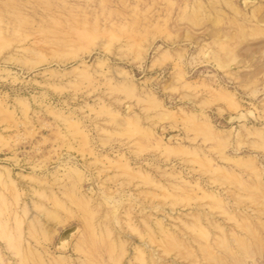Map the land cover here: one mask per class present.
Wrapping results in <instances>:
<instances>
[{"label":"rangeland","instance_id":"obj_1","mask_svg":"<svg viewBox=\"0 0 264 264\" xmlns=\"http://www.w3.org/2000/svg\"><path fill=\"white\" fill-rule=\"evenodd\" d=\"M0 264H264V0H0Z\"/></svg>","mask_w":264,"mask_h":264}]
</instances>
